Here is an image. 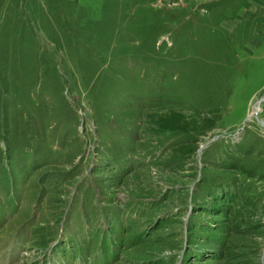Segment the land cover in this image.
I'll list each match as a JSON object with an SVG mask.
<instances>
[{
    "label": "rangeland",
    "instance_id": "obj_1",
    "mask_svg": "<svg viewBox=\"0 0 264 264\" xmlns=\"http://www.w3.org/2000/svg\"><path fill=\"white\" fill-rule=\"evenodd\" d=\"M248 1L0 0V264H264Z\"/></svg>",
    "mask_w": 264,
    "mask_h": 264
},
{
    "label": "crops",
    "instance_id": "obj_2",
    "mask_svg": "<svg viewBox=\"0 0 264 264\" xmlns=\"http://www.w3.org/2000/svg\"><path fill=\"white\" fill-rule=\"evenodd\" d=\"M248 3H249V6L247 7V9L249 10V12L245 13V14H244V12L242 13V16L240 18V19H242L241 23H245V18L250 19L252 17H256V15H261V14H259V12L261 10H264V0H249ZM245 25H248V24H245ZM257 27L258 28L261 27V29H262V26H260V25L256 26V28ZM245 28L253 29V28H255V26H249L248 25Z\"/></svg>",
    "mask_w": 264,
    "mask_h": 264
},
{
    "label": "built area",
    "instance_id": "obj_3",
    "mask_svg": "<svg viewBox=\"0 0 264 264\" xmlns=\"http://www.w3.org/2000/svg\"><path fill=\"white\" fill-rule=\"evenodd\" d=\"M255 113H256V111H253V115L252 116H254L255 118H256V115H255ZM255 120H257L258 121V119H255ZM259 123H260V125L262 126L263 124H261V122L259 121ZM264 126V125H263Z\"/></svg>",
    "mask_w": 264,
    "mask_h": 264
},
{
    "label": "water",
    "instance_id": "obj_4",
    "mask_svg": "<svg viewBox=\"0 0 264 264\" xmlns=\"http://www.w3.org/2000/svg\"><path fill=\"white\" fill-rule=\"evenodd\" d=\"M243 125H244V124H241V126L239 127V131L243 128ZM263 125H264V124H263Z\"/></svg>",
    "mask_w": 264,
    "mask_h": 264
}]
</instances>
